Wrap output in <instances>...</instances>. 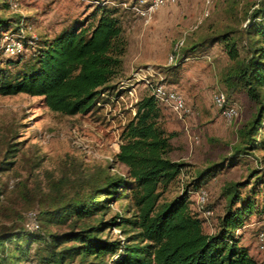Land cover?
<instances>
[{
    "label": "trees",
    "instance_id": "1",
    "mask_svg": "<svg viewBox=\"0 0 264 264\" xmlns=\"http://www.w3.org/2000/svg\"><path fill=\"white\" fill-rule=\"evenodd\" d=\"M15 1L1 0L0 6L13 9ZM95 3L94 23L76 21L51 39L25 33L26 19L20 13L12 21L0 17V95L41 96L50 110L73 116L101 109L124 92L118 86L121 80L111 83L122 72L127 48L119 9ZM6 34L18 35L20 52L4 54ZM203 43V50L219 43L228 59L220 76L226 103L235 104L234 98L244 94L253 104L250 118L238 129L234 156L264 150V0L253 5L240 29L210 35ZM172 53L178 65L184 58L182 46ZM132 110L114 155L126 174L103 172L78 183L71 193L58 192L41 212L44 231L35 210L36 230L25 224L1 229L0 264H259L236 232L252 215L264 212V167L252 169L245 180L223 183L220 196L225 202L212 224L213 207L204 205L203 211L211 212L204 217L191 207V197L223 163L213 162L185 182L188 164L169 157L176 132L165 128L160 103L150 92ZM237 160L231 159L230 166ZM175 183L181 186L179 193L161 200ZM123 197L129 200L125 213L105 218ZM53 225L69 228L55 233L47 229ZM114 229L120 237L113 235ZM34 241L42 244L38 259L29 257Z\"/></svg>",
    "mask_w": 264,
    "mask_h": 264
},
{
    "label": "rangeland",
    "instance_id": "2",
    "mask_svg": "<svg viewBox=\"0 0 264 264\" xmlns=\"http://www.w3.org/2000/svg\"><path fill=\"white\" fill-rule=\"evenodd\" d=\"M96 1L119 9L127 48L122 72L111 83L121 80L127 88L101 109L73 116L50 110L41 96L0 95V230L21 227L27 212L35 210L44 231L41 212L48 209L50 199L58 192L71 193L78 183L103 172L125 175L126 167L114 159L122 126L132 116L134 103L150 93L146 80L157 82L162 78L164 84L183 95L188 109L176 112L160 104L165 128L176 132L169 157L188 164L184 181L190 182L196 171L213 162L223 163L215 176L200 184L208 193L207 204L213 207L211 223L216 224L225 202L220 196L221 186L228 180H245L252 169L264 167V150L234 156L238 129L250 118L253 104L244 94H238L234 98L238 115L231 123L220 116L211 96L223 88L220 76L228 59L219 43L203 50V42L210 35L240 29L258 0H211L209 6L205 0H176L148 16L135 14L129 8L130 0H17L13 9L0 6V17L12 21L20 13L26 19L25 33L51 39L76 21L85 26L94 23L91 15ZM179 41L183 42L184 58L176 65L170 56ZM193 45L197 46L191 51ZM30 52L27 50L26 55ZM234 158L238 160L230 166ZM180 190L179 184L171 185L161 200ZM191 200L195 208L196 194ZM128 205L127 198L119 199L105 218L125 213ZM263 224L264 212L254 214L236 232L259 264H264V249L257 246ZM68 228L53 225L47 229L60 233ZM205 229L211 231L209 224ZM113 235L120 237L118 229ZM41 247V243L32 242L29 257L38 259Z\"/></svg>",
    "mask_w": 264,
    "mask_h": 264
},
{
    "label": "built area",
    "instance_id": "3",
    "mask_svg": "<svg viewBox=\"0 0 264 264\" xmlns=\"http://www.w3.org/2000/svg\"><path fill=\"white\" fill-rule=\"evenodd\" d=\"M176 0H130L129 8L138 15L148 16L154 12L159 6L167 3H174ZM211 0H205V4L209 6ZM32 37V36H31ZM34 39V37H32ZM33 40L31 41V43ZM182 41L175 44L174 50H177L181 45ZM2 46L4 47V54L14 55L20 52L23 48L18 35L6 34L2 41ZM174 55L170 56V60H173ZM145 84L150 88V92L156 98L160 104H164L170 107L176 112H187L185 99L183 95L175 90L174 88L159 82H152L146 80ZM123 86V83L120 85ZM127 88V87H125ZM212 104L216 107L220 116L227 122L231 123L232 120L238 115V109L235 104H227L226 96L223 90L218 89L212 93L211 96ZM195 208L202 212L204 217H208L211 212L203 211L204 205L208 201V193L203 188L196 191ZM25 226L27 229L36 230L38 228V221L36 218V213L34 211H29L25 217ZM257 246L259 249H264V224L262 225L260 231L257 234ZM26 264H39L35 261H29Z\"/></svg>",
    "mask_w": 264,
    "mask_h": 264
}]
</instances>
